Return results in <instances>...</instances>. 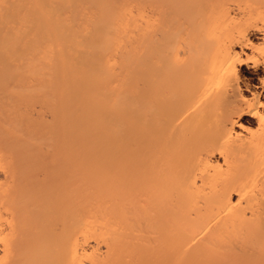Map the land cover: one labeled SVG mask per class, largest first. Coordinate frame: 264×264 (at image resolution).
<instances>
[{"label": "bare ground", "instance_id": "obj_1", "mask_svg": "<svg viewBox=\"0 0 264 264\" xmlns=\"http://www.w3.org/2000/svg\"><path fill=\"white\" fill-rule=\"evenodd\" d=\"M35 1L38 3L35 4L38 13L36 18L42 24L39 27L38 37L34 39L35 46L32 52L42 60L49 58L48 48L41 45L40 41H43L44 36L49 38L55 36L56 59L59 63L56 69L65 81L72 77L69 83L71 91L76 90L81 93L92 87L91 85L106 84L110 68L108 55L118 44L123 43L124 35L130 36L126 34L128 29L124 27L127 22L129 23V17L126 18V14L122 12L108 15L104 18L101 27L89 32L90 29L83 30V27L81 29L74 18L67 15L71 7L60 6L59 0ZM49 1H54L56 4L49 5L47 4ZM157 1L161 4L168 2V0ZM254 3L253 1L252 4ZM172 4L171 10L165 12L156 10L152 14L153 17L156 15L154 20L149 19L144 23L146 43H143V53L141 52L143 64L139 74V84L135 86L137 90L135 89L136 91L129 98L132 102L138 98L143 101L141 109L134 111L131 123L135 126V131L141 132L139 145L143 152L144 170H146L144 193L147 203H145L157 207L161 214L164 212L162 221L165 222L162 227L172 228L175 250L191 251L203 244L210 251L219 252L223 247L218 248L215 242L221 237L222 231L228 230V224L234 229L236 225L246 227L247 223L264 216V169L258 170L259 166L264 164V53H261L263 59L260 62L248 57L249 53L257 52L258 49L253 39L264 43V32L257 34L255 29L248 30L247 23H239L243 19L242 16L238 18L240 21L234 19L236 16L233 15L234 13L233 17H230L229 12L235 9L231 6L230 10L229 6L232 4L228 3V0H180ZM236 10L238 12V7ZM251 19L254 21L253 18ZM13 20L14 17L7 15L4 21L0 20V29L5 25L9 26L14 22ZM244 20L247 21L248 18ZM154 21L157 22V26L154 25ZM128 23L125 25L127 28ZM261 23L263 24L262 21ZM8 26L10 33H6L5 38L0 40L1 56L6 55L4 52L8 45L10 48L14 47L12 46L13 28ZM154 30L164 31L163 36L160 34L161 38L158 36L159 40L156 38L157 42L151 41ZM6 31L1 34L4 35ZM51 47H54L53 44ZM139 54L138 49L133 48L126 56L135 59ZM20 58L23 57L15 55V59L20 60ZM32 67L28 68L31 70ZM125 76L129 74H124L123 77ZM59 79L63 84L64 80L58 76V81ZM128 80L130 81L131 78ZM123 81L121 85L125 84ZM116 92L117 90L111 87L98 94L94 92L87 106L91 108L107 106L110 110L114 107L115 110L121 111L122 106H128L129 99L119 97ZM248 126H254V132H251ZM57 185L56 187L48 185L50 191L44 185L45 188L38 185L33 190L42 198L41 202L33 198L34 205L39 203H43V207L52 205L53 211L32 218L35 224L42 226V234L28 263L83 264L87 251L81 245L82 240L89 234L103 235V232H100L102 229L96 233L93 231L94 228L88 225L87 220H83L79 205H72L70 201L69 205L68 198L64 201L67 197L64 192L65 186ZM29 192L28 190L24 194H30ZM20 195L22 199L28 198L23 194ZM25 212L27 213V210L22 214L26 215ZM227 249L232 251L228 247ZM0 252L6 253V245L2 241ZM2 261L0 258V264Z\"/></svg>", "mask_w": 264, "mask_h": 264}, {"label": "rangeland", "instance_id": "obj_2", "mask_svg": "<svg viewBox=\"0 0 264 264\" xmlns=\"http://www.w3.org/2000/svg\"><path fill=\"white\" fill-rule=\"evenodd\" d=\"M59 1L60 6L71 7L67 15L73 17L81 29L82 27L83 30L90 29L89 32L92 30L94 32L95 28L101 27L104 18L108 15L125 13L126 18L129 17L130 20L126 19L129 21V23L127 22L129 26L128 28L125 26L127 23L124 25L128 29L125 33L130 36H126V38L124 35L121 46L118 44L120 47L117 48V46V49L115 48L108 55L110 68L106 84L91 85L92 87L81 91V93L76 90L71 91L69 83L72 77L65 81L56 69L59 63L56 59L55 36L53 38L44 36L42 39L45 43L40 41L41 45L48 48L49 58L42 60L32 52L33 46H35L34 39L38 37L39 27L42 24L36 18L38 13L35 4L38 3L35 0H0V20L4 21L7 15L15 19L9 26L5 25L0 29V40L10 33L7 26L13 28L14 38L12 44L14 47L10 48L8 45L7 49L5 48L4 54L7 57L3 54L0 55L2 57L0 60V242L2 241L6 245V253L1 254L0 252L2 264H32L28 263L29 258L31 254H34L36 250L34 247L38 245L42 234V226L38 223L35 224L32 218L36 215H47L53 211L52 205L48 207H43V203L34 205L35 198V201L40 200L39 202L42 201V198L33 190L38 185L45 188L48 185L51 187L57 184L65 186L64 192L67 197L64 201H67L68 198L67 203L70 201L72 205H79L83 220H87L88 225L92 229L94 228L93 231L96 233L100 229H102L100 232H103L102 236L89 234L85 237L86 239L82 240L81 245L87 251L86 257L83 258V264H264V216L247 223L246 227L236 225L234 229L233 226H230L231 224H228L230 232L222 231L219 241L215 242V246L218 248L223 247L224 253L222 250L219 252L210 251L203 244L191 251H178L174 248L172 228L162 227L165 222L162 221L164 212L161 214L157 207L146 205V194L144 193L146 192L144 177L146 170H144L143 152L139 145L141 132L135 131V126L131 123L134 111L141 109L143 101L138 98L132 102L129 98L132 97L139 84V74L143 64L141 52L143 53V46L146 43L143 32L144 23L149 19L154 20L156 15L153 17L152 14L156 10L164 12L171 10L172 3H178L180 0H168L166 3L162 2L163 5L157 0H151V2L150 0ZM253 1L254 4H252ZM229 2L232 4L229 6L230 10L231 6H234L232 9H235L229 12L230 17L236 15L234 19H240L242 16L243 19L241 21L238 19L240 21L238 22L247 23V28H252H248V30L255 29L257 34L264 32V0H228ZM47 4L55 5L56 3L49 1ZM74 6L75 8H72ZM240 13L241 15H239ZM235 21L237 22V20ZM21 22L22 24H20ZM153 23L157 26L156 21ZM29 29L31 30L29 31ZM4 31H6L4 35L1 34ZM160 34L163 36L164 31L154 30L151 41L157 42L162 37ZM252 41L256 43L255 46L258 49L257 52L249 53L248 57L260 62L263 59L264 43L257 42L256 39ZM51 44L55 48L51 47ZM133 48L134 50L138 49L139 56L135 59H130L129 56L127 58L126 54ZM14 52H16L15 55L18 54L23 58L15 59ZM6 58L9 61L5 60ZM28 67H32V69L30 70ZM124 74H129V76H125V78ZM131 74L134 75L131 76ZM58 76L64 80L63 84H61V79L58 81ZM129 78H131L130 81ZM124 79L125 81H123ZM122 81L125 84L121 85ZM109 87L117 90L115 94L119 97H127L129 99L128 106H122L121 111L115 110L114 107L110 110L107 106L94 108L87 106L94 92L98 94ZM248 127L251 132H254V126ZM32 148L34 149L32 150ZM34 152L36 153L34 154ZM263 166L264 164H261L258 170H263ZM114 181L116 182L114 183ZM28 190L30 194H24ZM48 190L50 191L49 187ZM112 190L113 192H111ZM115 190L117 191L115 192ZM20 194L28 198L22 199ZM24 210H27L26 215L22 214ZM166 212L168 213V211ZM103 221L104 223L101 224ZM254 222L255 224H253ZM158 224L160 225L158 226ZM227 247L232 251H229ZM256 247L258 248L256 249ZM89 251H91L90 254ZM34 264L38 263L34 262Z\"/></svg>", "mask_w": 264, "mask_h": 264}]
</instances>
